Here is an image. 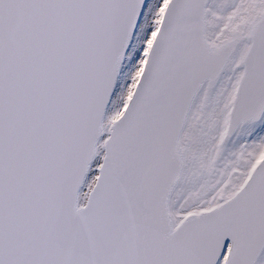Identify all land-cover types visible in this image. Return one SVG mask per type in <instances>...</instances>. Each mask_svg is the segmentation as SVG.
I'll return each mask as SVG.
<instances>
[{
	"label": "snow or ice",
	"instance_id": "6c2138e0",
	"mask_svg": "<svg viewBox=\"0 0 264 264\" xmlns=\"http://www.w3.org/2000/svg\"><path fill=\"white\" fill-rule=\"evenodd\" d=\"M0 264H264V0H0Z\"/></svg>",
	"mask_w": 264,
	"mask_h": 264
}]
</instances>
